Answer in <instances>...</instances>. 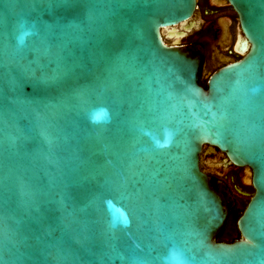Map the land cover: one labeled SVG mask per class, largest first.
<instances>
[{"label": "water", "instance_id": "1", "mask_svg": "<svg viewBox=\"0 0 264 264\" xmlns=\"http://www.w3.org/2000/svg\"><path fill=\"white\" fill-rule=\"evenodd\" d=\"M196 1L0 0V264H264V0L206 87L162 37ZM204 147L253 187L232 242Z\"/></svg>", "mask_w": 264, "mask_h": 264}, {"label": "flooded vegetation", "instance_id": "2", "mask_svg": "<svg viewBox=\"0 0 264 264\" xmlns=\"http://www.w3.org/2000/svg\"><path fill=\"white\" fill-rule=\"evenodd\" d=\"M181 31L185 35L178 36ZM162 37L168 44H199L203 47L198 80L204 87L207 85V75L223 66L225 58L233 61L242 57L239 48L245 40L238 15L227 0H197L191 18L175 28L164 29ZM224 158L225 155L219 150L211 152L204 147L199 154V166L214 180L213 185L217 180L224 182L234 198L233 207L244 205V208L253 187L244 182V167L229 164Z\"/></svg>", "mask_w": 264, "mask_h": 264}, {"label": "trees", "instance_id": "3", "mask_svg": "<svg viewBox=\"0 0 264 264\" xmlns=\"http://www.w3.org/2000/svg\"><path fill=\"white\" fill-rule=\"evenodd\" d=\"M205 86V85H204ZM211 183L214 184V180L211 179ZM243 206L239 208L233 207L227 216L225 224L221 231L217 234L216 240L223 242H232L240 237L238 229L236 227V220L243 211Z\"/></svg>", "mask_w": 264, "mask_h": 264}, {"label": "rangeland", "instance_id": "4", "mask_svg": "<svg viewBox=\"0 0 264 264\" xmlns=\"http://www.w3.org/2000/svg\"><path fill=\"white\" fill-rule=\"evenodd\" d=\"M250 196V194L247 195V197Z\"/></svg>", "mask_w": 264, "mask_h": 264}]
</instances>
